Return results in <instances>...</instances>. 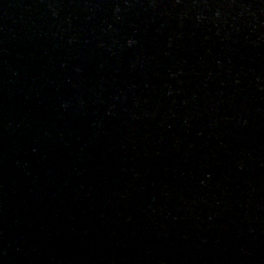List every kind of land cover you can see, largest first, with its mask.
I'll list each match as a JSON object with an SVG mask.
<instances>
[{"label":"water","instance_id":"95a60500","mask_svg":"<svg viewBox=\"0 0 264 264\" xmlns=\"http://www.w3.org/2000/svg\"><path fill=\"white\" fill-rule=\"evenodd\" d=\"M0 264H264V0H0Z\"/></svg>","mask_w":264,"mask_h":264}]
</instances>
